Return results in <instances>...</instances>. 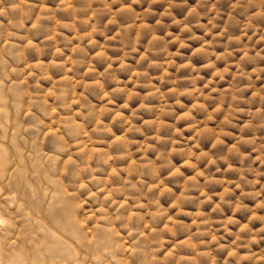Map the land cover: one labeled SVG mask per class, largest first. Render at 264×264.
<instances>
[{
  "label": "rangeland",
  "instance_id": "rangeland-1",
  "mask_svg": "<svg viewBox=\"0 0 264 264\" xmlns=\"http://www.w3.org/2000/svg\"><path fill=\"white\" fill-rule=\"evenodd\" d=\"M0 264H264V0H0Z\"/></svg>",
  "mask_w": 264,
  "mask_h": 264
}]
</instances>
